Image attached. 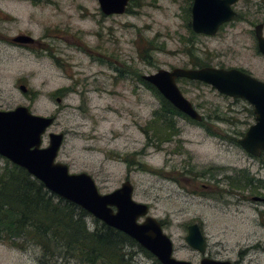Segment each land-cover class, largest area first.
<instances>
[{
    "label": "rangeland",
    "instance_id": "rangeland-1",
    "mask_svg": "<svg viewBox=\"0 0 264 264\" xmlns=\"http://www.w3.org/2000/svg\"><path fill=\"white\" fill-rule=\"evenodd\" d=\"M191 5L133 0L123 14L105 16L97 0H0V111L26 106L34 115L55 116L43 146L48 133H63L56 160L70 173L89 174L100 194L128 180L133 200L162 223L174 258L199 264L202 255L185 241L187 227L196 223L206 257L225 260L237 248L254 247L249 256L264 264V204L242 199L252 192L242 182V188L231 185L243 172L264 185V153L253 157L236 142L254 123L251 106L178 79L202 123L175 117L178 134L168 143L143 132L160 109L143 75L202 64L243 69L264 81L253 32L264 25V0H239L237 17L212 37L193 33ZM20 34L35 45L13 44ZM5 161L0 156V168ZM88 222L93 229L91 217ZM39 257L36 247L0 243V264H38ZM154 258L138 252L135 262L156 264Z\"/></svg>",
    "mask_w": 264,
    "mask_h": 264
},
{
    "label": "water",
    "instance_id": "water-1",
    "mask_svg": "<svg viewBox=\"0 0 264 264\" xmlns=\"http://www.w3.org/2000/svg\"><path fill=\"white\" fill-rule=\"evenodd\" d=\"M97 1L106 16L123 14L129 4V0ZM238 1L192 0L190 26L193 33L209 37L216 35L223 25L236 17L233 6ZM263 28L262 23L256 25L254 35L257 50L264 56ZM11 40L15 44L35 42L24 34ZM178 79L201 82L221 95L246 101L252 108L254 123L237 143L253 157L264 152V81L236 68L214 67L159 69L142 76L143 81L193 121H201L202 117L181 93L176 82ZM19 89L26 92L24 86ZM54 122V117L34 115L26 106L0 111V156L26 170L57 197L74 203L94 219L132 238L160 264H191L174 258L172 240L164 233L161 223L149 215L148 205L133 200V186L129 181L110 193L100 194L89 174L70 173L66 164L56 160L64 134L48 133V144L43 146V137ZM185 241L203 255L200 264H228L205 256L206 240L198 224L187 227Z\"/></svg>",
    "mask_w": 264,
    "mask_h": 264
},
{
    "label": "trees",
    "instance_id": "trees-1",
    "mask_svg": "<svg viewBox=\"0 0 264 264\" xmlns=\"http://www.w3.org/2000/svg\"><path fill=\"white\" fill-rule=\"evenodd\" d=\"M129 2L133 3V0ZM204 66L207 67L194 64L193 68ZM146 85L159 98L160 109L154 111L153 120L143 132L146 136L151 134L149 140L168 143L178 134L172 120L177 116L189 118L175 109L153 86ZM241 182L252 193L257 192L245 179L239 178L231 185L240 187ZM90 217L79 206L49 192L23 168L8 160L0 168L1 244L23 251L30 247L38 248V264H136L138 252L154 258L132 238L93 217L94 228L90 229Z\"/></svg>",
    "mask_w": 264,
    "mask_h": 264
},
{
    "label": "flooded vegetation",
    "instance_id": "flooded-vegetation-1",
    "mask_svg": "<svg viewBox=\"0 0 264 264\" xmlns=\"http://www.w3.org/2000/svg\"><path fill=\"white\" fill-rule=\"evenodd\" d=\"M101 11V10H100ZM102 13V12H101ZM103 14V13H102ZM104 15V14H103ZM106 16V15H105ZM254 32V30H253ZM263 34H264V28H263ZM255 36V35H254ZM12 42V40H11ZM13 43V42H12ZM15 44V43H13ZM17 45H20V46H34L35 45V42L32 43V44H17ZM256 47H257V43H256ZM258 51V50H257ZM263 56V55H262ZM195 69V68H193ZM226 69H229V68H226ZM236 69H239V68H236ZM251 76H253L250 72L246 71V70H243V69H239ZM254 77V76H253ZM257 79V78H256ZM259 80V79H258ZM27 91V90H26ZM26 93V92H25ZM59 100H61L60 98H57ZM60 102V101H59ZM58 102V103H59ZM55 118V116H52ZM191 120V119H190ZM193 121V120H192ZM193 122H197V123H202V119L201 121H193ZM238 140V139H237ZM236 140V142H237ZM264 153V152H262ZM261 153V154H262ZM260 154V155H261ZM259 157V156H258ZM243 175L244 177H242L241 179H245V180H248L250 181V187H252V189L256 188L257 189V192L256 193H252V192H246L247 195H242V199H247L248 201L254 203V204H264V197L262 196V193H263V189H264V185H263V182H261V180H259L256 176L250 174L249 172H243ZM125 181H128V180H125ZM124 181V182H125ZM202 187L205 189V190H208L209 187L206 186V185H202ZM245 188H249V187H245ZM244 193V192H242ZM259 198V199H257ZM242 201V200H241ZM160 222V221H159ZM161 223V222H160ZM161 226H162V223H161ZM200 227V226H199ZM163 228V227H162ZM201 230V228H200ZM202 232V230H201ZM203 234V233H202ZM205 238V237H204ZM250 249H257V248H254V247H246V248H237V251L236 253H234V255L232 257H229V258H226L225 260H218V259H213V260H216V261H226L228 262V264H256V260H253L250 256H249V253H248V250ZM264 250V249H263ZM203 257V255H202ZM202 259V258H201ZM200 264V262H199Z\"/></svg>",
    "mask_w": 264,
    "mask_h": 264
},
{
    "label": "bare ground",
    "instance_id": "bare-ground-1",
    "mask_svg": "<svg viewBox=\"0 0 264 264\" xmlns=\"http://www.w3.org/2000/svg\"><path fill=\"white\" fill-rule=\"evenodd\" d=\"M116 230V229H115ZM127 236V235H126ZM138 244V243H137ZM148 252V251H147Z\"/></svg>",
    "mask_w": 264,
    "mask_h": 264
}]
</instances>
